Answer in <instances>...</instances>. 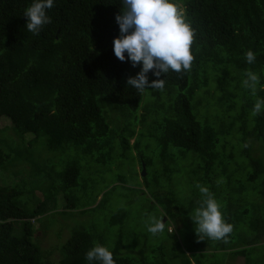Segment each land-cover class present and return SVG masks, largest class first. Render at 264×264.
<instances>
[{
    "label": "trees",
    "instance_id": "1",
    "mask_svg": "<svg viewBox=\"0 0 264 264\" xmlns=\"http://www.w3.org/2000/svg\"><path fill=\"white\" fill-rule=\"evenodd\" d=\"M33 2L0 0V119H9L17 144L30 147L43 137L45 150L67 152L72 159L50 177L61 185L45 187L47 198L32 210L18 204V188L0 191V264H90L86 253L96 244L106 246L103 234L76 228L59 258L50 261L32 240L36 231L32 220L49 210L47 199L54 191L68 192L64 209L84 213L101 206L103 196L92 206L99 194L87 189L79 155L89 157L84 168L92 172L96 168L91 162L105 165L103 149L109 153L118 138L124 158L131 148H139L143 136L139 131L146 124L162 163L151 196L169 218L179 220L199 206L194 199L199 203L203 197L196 196L197 183L208 189L218 181L225 185L222 214L233 225L229 242L200 241L194 234L187 240L190 254L203 247L222 254L234 250L243 264H264V252L256 256V250L264 248V112L251 116L256 100L264 99V0H174L194 30L192 67L162 74L164 89L143 94L126 83L141 71L142 63L133 67L130 60L121 62L113 50V41L120 35L116 16L122 0H54L46 10L51 23L38 35L27 31L24 16ZM249 50L256 55L252 64L245 59ZM246 70L260 76L255 96L242 87ZM148 78L149 82L157 79L151 71ZM147 92L149 100L144 98ZM212 96L216 105L208 102ZM25 134L30 139L25 140ZM245 143L250 146L242 147ZM173 149L182 158L187 152L194 154L186 172L190 193L183 201L156 182L158 176L169 181L178 172L172 164L178 155ZM137 155L146 167L151 163ZM7 159L0 147V168ZM77 188L85 198L94 196L93 202H82L73 192ZM212 195L221 198L222 190ZM125 214L123 210L112 213L110 224H121ZM16 221L22 222L20 233L15 231ZM123 247L121 237L107 247L116 264H162L147 259L143 250L136 257L123 254ZM192 262L204 264L183 251L178 264Z\"/></svg>",
    "mask_w": 264,
    "mask_h": 264
},
{
    "label": "rangeland",
    "instance_id": "2",
    "mask_svg": "<svg viewBox=\"0 0 264 264\" xmlns=\"http://www.w3.org/2000/svg\"><path fill=\"white\" fill-rule=\"evenodd\" d=\"M147 95L144 97L145 100L150 98L149 92ZM174 96L175 93L171 95V98ZM216 96L209 98L208 102L216 105ZM9 122L6 116L0 119V139L2 141L0 147L8 157L4 166L0 168V191H11L14 187L18 188L20 190V194L16 198L18 204L27 210H32L38 202L47 198L48 192L47 188L44 189L45 187L50 184L54 187L61 185L59 180L50 177H55V173L61 171L72 158L67 152L45 150L43 137L38 138L37 142L30 147H26L25 144H17V133ZM125 122L130 123L131 120H125ZM110 128L112 129V126ZM139 133L143 134L139 138V148H131L124 158L120 157L118 138L112 141L113 148L109 153H107L108 148L104 147L106 163L97 165L91 162V165H95L96 168L95 170L91 168L92 172L84 168L89 157L79 155L82 176L88 180L87 186L89 187L87 189L93 188L95 194H99L92 206L96 205L103 196L101 206L84 213H79L77 210L71 211L64 209L66 205L64 196L68 192H64V190L52 192L51 198L47 199L49 210L32 220L36 228L32 236L33 242L39 245L44 254L48 253L46 257L48 260L55 261L61 255L62 246L72 231L83 226L87 230H95L103 234L108 248H111L121 237L124 246L123 254L136 257L138 252L143 250L147 259H158L156 261L162 264H178L183 257V251L189 257H199L204 264H213L220 260L219 264H243V258L238 256L234 250L222 254V252H212L207 247H203L200 252L195 251L190 254L187 249V240L196 234L195 225L191 219L196 207L194 206L188 215L185 214L176 220L169 218L164 212L163 205L151 196V191L155 189L153 179L162 169V163L159 159L157 142L148 135L149 124H146ZM11 136L15 138V143ZM30 137L29 134L23 136L25 140ZM133 141L134 139H131V143ZM7 145L17 149L20 155L11 152ZM173 151L177 153L174 149ZM74 153L77 156L75 151ZM137 153L151 160L147 167L145 165L144 176H141L142 163H140ZM191 157H194L192 152H187L185 158L179 154L175 155L172 164L178 168V172L169 181H166L162 176H158L156 181L163 185L164 190H171L181 200L186 193H190L186 172L189 169ZM79 182L82 184V180ZM224 188V184L219 185L217 182L214 188L209 189L211 193L213 192L212 194L222 190L221 198H215L221 211L225 205ZM73 192L78 193L82 202L85 203L88 200L90 203L93 202L94 196L85 198L81 189H74ZM196 196L201 197L202 195L196 193ZM194 203L199 204L195 199ZM118 210H123L126 213L122 223L110 224L111 214ZM151 215L164 218L166 227L163 233L153 236L147 231L146 221ZM21 228L22 222L16 221V233H20ZM256 251L258 258L262 255V251L264 252V248Z\"/></svg>",
    "mask_w": 264,
    "mask_h": 264
},
{
    "label": "clouds",
    "instance_id": "3",
    "mask_svg": "<svg viewBox=\"0 0 264 264\" xmlns=\"http://www.w3.org/2000/svg\"><path fill=\"white\" fill-rule=\"evenodd\" d=\"M53 6L54 0H34L24 12V16L28 18L27 31L38 35L45 24L51 23L46 10ZM116 21L120 35L113 41L115 56L121 62L130 60L133 67L142 63L141 71L135 77L127 78L128 87L141 94L149 89L162 91L165 86V79H159L162 74L191 70L194 60V30L186 22L183 9L174 0H122L121 12L116 16ZM245 59L248 64H252L256 55L249 50ZM150 71L157 77L151 82L148 78ZM244 76L242 87L255 96L260 76L251 70H246ZM262 112L264 99H257L251 116L255 117ZM249 146L247 143L242 145L244 148ZM196 188L203 197L195 208L194 215H191L198 240L207 238L228 243L233 225L224 219L221 207L209 189L199 183ZM146 225L147 231L153 236L163 233L166 227L164 218H157L155 215L148 217ZM86 259L90 264L93 261L98 264H116L113 253L100 244L86 253Z\"/></svg>",
    "mask_w": 264,
    "mask_h": 264
},
{
    "label": "water",
    "instance_id": "4",
    "mask_svg": "<svg viewBox=\"0 0 264 264\" xmlns=\"http://www.w3.org/2000/svg\"><path fill=\"white\" fill-rule=\"evenodd\" d=\"M145 175V164L144 162H142V165H141V176H144Z\"/></svg>",
    "mask_w": 264,
    "mask_h": 264
}]
</instances>
